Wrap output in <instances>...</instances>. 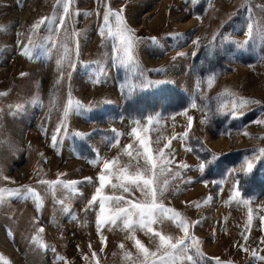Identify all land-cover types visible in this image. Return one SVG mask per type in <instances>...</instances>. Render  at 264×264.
Wrapping results in <instances>:
<instances>
[{"label":"rangeland","instance_id":"374dc122","mask_svg":"<svg viewBox=\"0 0 264 264\" xmlns=\"http://www.w3.org/2000/svg\"><path fill=\"white\" fill-rule=\"evenodd\" d=\"M174 1L0 0V264H264V0Z\"/></svg>","mask_w":264,"mask_h":264},{"label":"bare ground","instance_id":"6f19581e","mask_svg":"<svg viewBox=\"0 0 264 264\" xmlns=\"http://www.w3.org/2000/svg\"><path fill=\"white\" fill-rule=\"evenodd\" d=\"M178 5V3L176 1L174 2H171V0H157V2L155 3L154 7L151 8V9H147L145 12H143V15L138 19V21L135 22L136 23H141L142 21H145L147 20V24L149 25V27H151V29L153 30V28L155 29V27H159L161 25H163V23L165 22V20H167V14L169 15V13L171 12L169 7L170 6H174L176 7ZM180 7V6H178ZM173 15L175 14L174 11H172ZM139 14V13H138ZM140 15V14H139ZM188 14H179L177 17H186ZM88 16V15H87ZM137 16V15H136ZM96 17V16H95ZM90 18V17H89ZM93 18L92 19L90 18L91 22L93 21ZM88 20V21H90ZM198 21L197 18H193L189 21V23H186V24H179L178 27H185V26H189L191 24H194ZM88 24V23H87ZM103 28V27H101ZM100 32V31H99ZM103 33V32H102ZM102 34H98L97 37H100ZM99 40V39H97ZM86 42V41H85ZM102 45V44H101ZM103 46V45H102ZM68 61H70V59L68 58V60H64V62L68 63ZM65 63V64H66ZM242 67H240L241 69ZM254 79V78H253ZM90 80L84 78V82H89ZM264 83V82H263ZM263 83L261 84H255L256 88H251V90H257L259 92L263 91ZM88 95L87 96H90V97H95L96 95H98L99 93H102L104 92L105 90V87H102L100 86V81L98 80L97 82H91L90 84L88 83ZM254 85V83H253ZM252 85V87H253ZM138 103V101H137ZM136 116V115H135ZM139 117V116H138ZM136 118V117H135ZM116 126L118 127L119 124L116 123ZM210 143L215 147V148H228V142L223 139V138H219V139H211L210 140ZM66 153L71 155L73 154V151L68 148L66 150ZM184 153H181V157H183ZM69 161H71V158L68 159ZM73 160V158H72ZM68 161V162H69ZM205 188V185L204 184H201V185H195L192 190L186 192V193H182L180 194L178 197H173L175 199V202L178 203V204H183L187 199H190L192 198L194 195L200 193L201 191H203ZM186 190V189H184ZM204 206H199V207H193L192 209L194 210L193 213H197L199 212ZM221 210H222V207H220L218 209V212H217V216H219L221 214ZM206 212V211H205ZM209 235V234H208ZM217 243L214 245V249L217 248V244H218V240H216Z\"/></svg>","mask_w":264,"mask_h":264},{"label":"trees","instance_id":"16d2710c","mask_svg":"<svg viewBox=\"0 0 264 264\" xmlns=\"http://www.w3.org/2000/svg\"><path fill=\"white\" fill-rule=\"evenodd\" d=\"M156 96V95H155ZM142 99H143V96L142 95H138V111H137V113L139 114V117H142L143 116V112L144 111H146V110H148L149 108H151V106H150V103L149 104H147L146 106H143L142 107V104H141V102H142ZM156 98H154V100H155ZM137 102V101H136ZM144 109V110H143ZM153 109V108H152ZM142 115V116H141ZM260 189H258V188H256V192L257 191H259ZM256 192H254V194H256ZM253 194V195H254Z\"/></svg>","mask_w":264,"mask_h":264}]
</instances>
